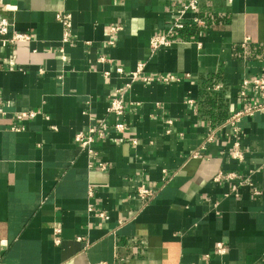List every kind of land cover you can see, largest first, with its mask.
Returning <instances> with one entry per match:
<instances>
[{
	"label": "crops",
	"instance_id": "0c3cea01",
	"mask_svg": "<svg viewBox=\"0 0 264 264\" xmlns=\"http://www.w3.org/2000/svg\"><path fill=\"white\" fill-rule=\"evenodd\" d=\"M190 1L0 0V264H264V110L223 125L264 75V0H197L151 52ZM90 128L95 154L74 140Z\"/></svg>",
	"mask_w": 264,
	"mask_h": 264
},
{
	"label": "built area",
	"instance_id": "2783aa9c",
	"mask_svg": "<svg viewBox=\"0 0 264 264\" xmlns=\"http://www.w3.org/2000/svg\"><path fill=\"white\" fill-rule=\"evenodd\" d=\"M229 1H232V0H229ZM186 11H191L192 13L195 14V12L197 11V0H191L186 6L183 7V9H181L178 12L179 13L178 16L174 19V22L168 29L166 35H158V36H153L151 38L150 40L151 52H154L161 46L169 44V42L173 40V38L171 37L172 33L175 30L184 28L187 22L184 17ZM56 17L58 20H60L64 24L65 31H64L63 40L67 41L68 34H69V28L71 26L70 15L66 13H57ZM189 20H190L189 22L193 24H198L201 22L196 17V15L190 17ZM10 26H11V23L8 21V19L4 17L0 18V38L8 34ZM111 29H116V27H113ZM30 38H31L30 35H28L27 33L14 32L9 38H7V41L13 44L17 41L30 40ZM1 40L2 39H0V41ZM100 60L105 61L106 60L105 56H101ZM140 66L141 65H139L136 72L130 73L132 77H136L137 73L141 72L142 68ZM116 71L119 73H123L122 68L120 67H118ZM142 79L143 81H149L150 77L144 75L142 76ZM239 96L242 98L244 102L243 105L239 109L235 110L232 114H230V116L225 120L223 124L231 128L232 135L234 137H238L241 134V128L239 126V122L242 117L250 116L255 112H260L264 110V75H258V76L242 79L240 86H239ZM108 111L111 114H114L115 116L123 115L124 106H123L122 99L120 96L118 95L113 96L110 99L109 105H108ZM34 115H35L34 111H28L26 113H22L21 115H19V118H22L24 116L33 117ZM122 129H123L122 122L117 121L114 123V130L121 131ZM94 132L95 130L93 128H90L88 130L89 134L87 135H84L82 132H79L74 135V140L79 142L81 147L86 149L88 153L90 154L96 153L95 149L91 146V143H92L91 134ZM213 133L214 131H211L208 134L207 141H211L213 139ZM235 145L238 147L239 142L236 141ZM231 156L233 159H236L238 161H242L244 159L243 152L239 148H235L232 151ZM100 167L101 169H104L106 165L102 163ZM228 176L230 179H233L234 177H236L234 173H230ZM249 186H251L253 194L258 195L260 193V191L255 186H253L251 182L249 183ZM137 195L141 199L148 200L152 197L153 190L148 185H141L137 189ZM53 231L57 235L60 232V228L54 227ZM55 241L58 242L59 240L56 238ZM215 249L217 253L219 254H223L225 252V246L223 245L222 242L216 243ZM208 257L209 255L206 254L205 258L207 259ZM116 264H129V260L126 258H121L120 261ZM187 264H192V263H187ZM196 264H202V263H196Z\"/></svg>",
	"mask_w": 264,
	"mask_h": 264
},
{
	"label": "trees",
	"instance_id": "16d2710c",
	"mask_svg": "<svg viewBox=\"0 0 264 264\" xmlns=\"http://www.w3.org/2000/svg\"><path fill=\"white\" fill-rule=\"evenodd\" d=\"M174 38H177V39L180 38V35H179L178 32H175ZM214 79H215L214 76H209L208 78H206L204 80V82H203L204 90L207 89L209 86L212 85V83L214 82ZM209 92L206 95L207 103H209L211 106H213V102H215V100L212 99V96L222 97V93H214V95H210ZM219 111L217 112L216 115L215 114L213 115L214 122H220L226 116V114L224 112L220 113Z\"/></svg>",
	"mask_w": 264,
	"mask_h": 264
}]
</instances>
